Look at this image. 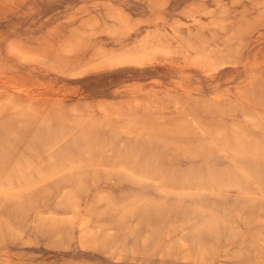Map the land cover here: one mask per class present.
<instances>
[{
    "label": "rangeland",
    "instance_id": "374dc122",
    "mask_svg": "<svg viewBox=\"0 0 264 264\" xmlns=\"http://www.w3.org/2000/svg\"><path fill=\"white\" fill-rule=\"evenodd\" d=\"M0 264H264V0H0Z\"/></svg>",
    "mask_w": 264,
    "mask_h": 264
}]
</instances>
